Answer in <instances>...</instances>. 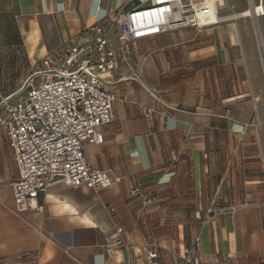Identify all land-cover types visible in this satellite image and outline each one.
Returning a JSON list of instances; mask_svg holds the SVG:
<instances>
[{"label": "crops", "instance_id": "1", "mask_svg": "<svg viewBox=\"0 0 264 264\" xmlns=\"http://www.w3.org/2000/svg\"><path fill=\"white\" fill-rule=\"evenodd\" d=\"M223 3L214 25L199 30L193 23L136 42V55L149 54L140 83L119 82L125 69L104 78L117 96L114 121L99 128L104 143L84 151L92 167L110 174L109 188L56 184L43 213H18L16 166L0 128V264H178L197 236L202 264H264V16L253 28L250 18L223 12ZM140 5L0 0V54L10 66L30 68L11 80L23 83L77 43L84 28ZM145 109L169 116L147 117ZM138 179L159 181L153 205L130 197ZM214 203L228 210L201 224L195 212ZM107 205L116 209V224ZM118 227L129 250L115 245ZM152 246L154 263L145 254Z\"/></svg>", "mask_w": 264, "mask_h": 264}, {"label": "built area", "instance_id": "2", "mask_svg": "<svg viewBox=\"0 0 264 264\" xmlns=\"http://www.w3.org/2000/svg\"><path fill=\"white\" fill-rule=\"evenodd\" d=\"M139 1L138 8L129 12L116 10L105 23L84 28L77 43L63 46L56 55L57 61H46L13 93L0 94V128L6 134L17 171L11 187L18 213H43L46 195L56 184L87 187L96 192L112 185L110 174L92 167L84 151L86 145L103 144L104 135L99 128L114 121L117 96L103 87L104 78L125 69L128 73L119 82L140 83L149 54L136 55V42L188 28L193 23L200 30L206 26L201 25L198 12L211 2L215 9L217 4L224 6V0ZM259 4L264 7V0ZM145 111L147 117L169 116L166 109ZM171 160L177 162L178 157L172 154ZM158 182L138 179L130 197L140 198L146 206L153 205L156 189L152 185ZM148 185L145 191L144 186ZM254 205L257 204L242 206ZM227 210L214 203L194 215L201 224L208 225ZM105 211L116 224L115 207L107 205ZM114 242L130 249L122 228L116 229ZM200 250L201 238L197 236L184 249L178 264H202ZM145 254L152 263L159 255L153 246L146 248Z\"/></svg>", "mask_w": 264, "mask_h": 264}, {"label": "rangeland", "instance_id": "3", "mask_svg": "<svg viewBox=\"0 0 264 264\" xmlns=\"http://www.w3.org/2000/svg\"><path fill=\"white\" fill-rule=\"evenodd\" d=\"M253 3L256 5L254 0H225V7L223 9V12L230 14H238L237 16H240L239 14H242L246 9H248V7L250 8ZM250 19L253 21V28L254 25L255 28H257L259 18H257L256 20L252 18ZM250 19L248 20L252 28V21ZM239 21L243 22L244 18L239 17ZM263 21L264 17L260 19L261 23ZM7 57L8 55H2V53L0 54V94L5 93L6 95L13 93L22 85L21 82H15L14 80H11L12 76L19 74L20 72L23 73L25 71L28 72L30 70V68L28 69V67L26 66L24 67L25 70H23L22 66L20 68H18L17 66H10V63L7 62Z\"/></svg>", "mask_w": 264, "mask_h": 264}, {"label": "bare ground", "instance_id": "4", "mask_svg": "<svg viewBox=\"0 0 264 264\" xmlns=\"http://www.w3.org/2000/svg\"><path fill=\"white\" fill-rule=\"evenodd\" d=\"M264 11V7L259 5H251L250 8L245 10L242 14H239L241 18H260L261 12ZM198 17L200 19L201 25L202 26H210L216 24L219 19L216 13V9L214 6V3H207L199 12H198Z\"/></svg>", "mask_w": 264, "mask_h": 264}, {"label": "water", "instance_id": "5", "mask_svg": "<svg viewBox=\"0 0 264 264\" xmlns=\"http://www.w3.org/2000/svg\"><path fill=\"white\" fill-rule=\"evenodd\" d=\"M263 60H264V55H263Z\"/></svg>", "mask_w": 264, "mask_h": 264}]
</instances>
